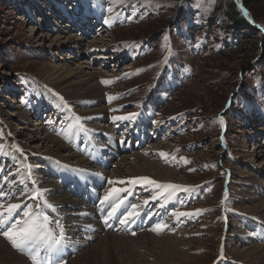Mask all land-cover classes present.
I'll list each match as a JSON object with an SVG mask.
<instances>
[{"label":"rangeland","instance_id":"1","mask_svg":"<svg viewBox=\"0 0 264 264\" xmlns=\"http://www.w3.org/2000/svg\"><path fill=\"white\" fill-rule=\"evenodd\" d=\"M222 1L229 0H0V205H20L0 233L23 218L24 211L47 216L50 230L59 234V222L63 242L76 248V255L63 262L67 264L99 246L104 233L134 238L126 225L121 227L126 233L105 231L102 225L109 213L103 221L96 213L135 189L136 210L150 202L147 198L159 205L162 197L164 207L180 199L161 222L167 228L159 234L154 227L135 234L185 233L177 239L189 244L180 247L187 253L186 264H250L245 254L256 247L264 254V217L254 212L255 205H264V0L229 1L241 12L243 27L228 20ZM85 23L88 28L79 29ZM69 37L84 49L53 46L54 39ZM63 61L72 69L86 67L84 72L97 73L99 102L70 100L64 86L46 84L45 73ZM70 80L77 84L81 75ZM100 108L105 112L90 118L81 115ZM130 114L135 118L114 119ZM22 115L28 116L27 123ZM37 127L43 132H35ZM44 131L77 159L63 162L44 156ZM134 132L145 135L146 146L135 151L139 144L132 145L134 150L120 153L108 168L95 164L99 158L92 143L108 146L106 136L113 135L125 144ZM157 146L164 148V155ZM141 151L145 159L175 171L178 184L113 182L118 194L112 198L117 200L97 205L98 210L67 191L64 182L82 172L87 173L81 179L89 180H101L99 175L106 172L103 179L109 183L115 165ZM46 181L59 186V196L78 205L58 208L49 189L42 187ZM159 183L181 188L166 191L157 187ZM105 190L101 199L110 191L106 183ZM79 206L95 211L97 228L83 225L74 215ZM180 212L192 215L177 219ZM61 213L76 222L70 235ZM0 239L30 263L4 235Z\"/></svg>","mask_w":264,"mask_h":264},{"label":"bare ground","instance_id":"2","mask_svg":"<svg viewBox=\"0 0 264 264\" xmlns=\"http://www.w3.org/2000/svg\"><path fill=\"white\" fill-rule=\"evenodd\" d=\"M54 41L56 42V44L53 43V46L54 47L56 46L58 48L61 47L63 48L66 46L71 47L72 45H79V46L82 45L80 44L81 43L80 41L77 42L78 39L73 40L71 37L66 38L63 41L57 38L54 39ZM80 49H84V46H81ZM85 68H79L78 70L72 69L71 66L68 65V63L63 61L45 73L44 81L48 85L64 86L63 88L62 87L61 88L64 90L65 92L64 94L67 95L68 99L70 100L82 99L83 101L85 100L90 104L99 102L101 100L100 97L102 93V88L99 86L98 82H96L98 75L95 72H87V71L84 72L83 69ZM77 74L81 75V81L77 83L78 85L79 84L82 85L81 89H77V84L73 83V81L70 80V78L75 77ZM71 86L74 88L76 87V89H73L72 91H67V89H65V87L69 88ZM103 111L105 112V109L102 108L95 110L92 109L91 111L89 110L81 113V115L90 118L96 116L99 113H102ZM13 115H19V114L15 113ZM27 117L28 116L26 115H22V117L20 118L27 123ZM72 127H75V125H73ZM72 127L70 126V129ZM94 128H96L98 133L101 132V130L97 129L100 127L93 126V129ZM34 131L39 133L43 132L38 127ZM40 135H41V139L44 140L41 141L44 142L42 144V148L45 149L43 153L44 156L55 157V159L63 162H67L72 159L74 160L77 159L74 156V154L66 146H64L62 142L59 141L58 139H52L48 134H46V132ZM47 143H50L52 147L48 148V146L46 145ZM31 147L33 149H36L35 146H31ZM157 149L158 151H162L163 153V149H164L163 147L160 146ZM144 152L145 151H141L140 154L138 153L133 156L123 157L121 161H119V163L115 165L116 170L113 172L115 176L112 175L110 176L116 181H113L111 178L110 180L114 183H117L124 180L133 181L134 179L137 178L147 177L152 181L178 184L175 182L177 176V173H175V171L164 166L163 167L159 166L156 163L150 161L151 159H145L143 157ZM38 159H43V156H40V158ZM127 160H131V162H127ZM78 162H82V161L78 160ZM103 174L107 176L106 172H103ZM103 174L99 175L101 177L100 178L101 181H104L107 184L108 190H113V193L118 194V191L113 189L116 186L113 187L111 185L113 183L109 184L106 179H103L105 177L103 176ZM180 184L184 186L183 183ZM42 187L49 189L50 199L56 203L58 208L61 207L63 204H66L65 206H69V207L78 205L74 202L75 200L73 201L70 198H62L61 196H59L58 195L59 186L52 185L51 182L46 181L42 185ZM163 194L164 193L162 192L161 195ZM112 200L116 201L117 197L112 198ZM73 209L76 210L77 208L75 207ZM76 211L77 212L74 213V215L80 216L79 218L82 219L81 222L83 223V225H86L89 228L91 227L97 228V226L95 225L96 223L94 222L93 219L95 218V211L89 208H87V210H83V206H79V209H77ZM254 212L264 217V205L261 206L255 205ZM64 215H65L64 213L61 215L64 221L63 224L66 227L67 234L70 235L71 231L74 229V227H76V222L72 221L71 219H68ZM87 217L88 218L92 217V218L91 220L90 219L87 220L86 219ZM145 221L146 223L149 222V224L154 225L156 224L155 221L157 220H154L152 219V217H149ZM144 222H142V224H145ZM178 235L185 236V233H178L174 237L172 236L157 237L147 233H138L135 234L134 238L132 239H130L131 237L129 236H128L129 238H124V237L120 238L117 236L110 235L109 233H104L101 235L99 239V243H100L99 246H93L87 252L81 253L77 257H74L72 260L69 259L70 261L68 260L67 264H186L189 262L188 256L186 255L187 253L181 251L180 247L181 246L188 247L189 244H181L182 241L184 242V240L183 238L178 240L177 239ZM126 242H134L133 243L134 245H128L129 243ZM261 250L262 247H256L253 252H249L245 254L244 257L250 261V264H264V254L261 253ZM141 251H144V253H141ZM148 258H152L153 261L149 262L147 260ZM0 264H26V262L23 259L17 257L16 254L11 252V250L9 251L6 245L0 239Z\"/></svg>","mask_w":264,"mask_h":264},{"label":"snow or ice","instance_id":"3","mask_svg":"<svg viewBox=\"0 0 264 264\" xmlns=\"http://www.w3.org/2000/svg\"><path fill=\"white\" fill-rule=\"evenodd\" d=\"M247 15V13H245ZM105 23H111L110 20L105 21ZM167 39V37H165ZM103 83H109L108 81H103ZM112 99L111 97L109 98ZM135 114H130L127 117H114V119H134ZM223 124V120L220 121ZM2 154V153H0ZM161 155H164L161 153ZM99 175V174H97ZM122 182V181H121ZM132 183H140L147 182L150 184H156L155 181L150 180L147 177L137 178ZM109 183H113L109 181ZM157 187H161L164 190L169 189H180L179 185H157ZM187 191L188 189H183ZM2 195V193H0ZM114 193L110 190L105 194L104 198L100 201L101 205H104L108 201L111 200ZM35 198V197H34ZM27 207V206H26ZM20 208L19 204H9L7 208H4L3 205H0V209H4L0 211V228H4V226L8 223L9 220L12 219L13 215L16 213L17 209ZM199 211V210H198ZM7 213L5 216L4 213ZM115 213V207L113 208V212L109 214V218ZM138 213L135 211V206H133V211L129 212L127 216L120 220L122 225H126L129 221H133V217L137 216ZM176 218L179 219L181 216H190V213H176ZM134 222V221H133ZM105 223H107V218L105 219ZM57 227L60 228L59 234L54 233L49 228V219L47 216H43L41 214H37L32 211H24L23 218L15 220L7 229H5L2 235L8 239L12 245V247L23 254H26L33 261V264H63V262L58 258L59 252L62 250V245L64 241V230L63 226L57 222ZM167 228V225L157 224L152 231L157 232L159 234L160 231ZM135 235V232L132 233Z\"/></svg>","mask_w":264,"mask_h":264},{"label":"trees","instance_id":"4","mask_svg":"<svg viewBox=\"0 0 264 264\" xmlns=\"http://www.w3.org/2000/svg\"><path fill=\"white\" fill-rule=\"evenodd\" d=\"M229 1H222L221 3L222 7L226 10V14L224 13V15L227 16L228 20H231L230 22H232L233 24H237L241 27L246 26L245 21L242 19L243 17L241 16V12H239L238 9L236 11V8H234L233 6V2L231 1V3Z\"/></svg>","mask_w":264,"mask_h":264}]
</instances>
